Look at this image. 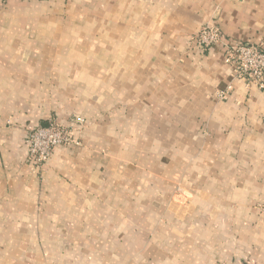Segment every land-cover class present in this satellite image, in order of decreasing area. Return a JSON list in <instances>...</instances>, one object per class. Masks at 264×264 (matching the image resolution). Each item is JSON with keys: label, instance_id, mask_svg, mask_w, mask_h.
I'll return each mask as SVG.
<instances>
[{"label": "crops", "instance_id": "crops-1", "mask_svg": "<svg viewBox=\"0 0 264 264\" xmlns=\"http://www.w3.org/2000/svg\"><path fill=\"white\" fill-rule=\"evenodd\" d=\"M206 23L264 44V0H0V264H264V91Z\"/></svg>", "mask_w": 264, "mask_h": 264}, {"label": "built area", "instance_id": "built-area-1", "mask_svg": "<svg viewBox=\"0 0 264 264\" xmlns=\"http://www.w3.org/2000/svg\"><path fill=\"white\" fill-rule=\"evenodd\" d=\"M194 46L202 53L219 47L223 50V61L230 68L233 81H241L246 87H254L264 91V44L228 43L221 29L206 23L192 37ZM232 86L227 87V91ZM227 92H220L218 97L224 99ZM70 127H64L55 121L45 126L30 130L25 137L27 161L32 172H40L48 163L56 148L60 146L78 145L73 134V126H82L84 120L72 116ZM243 264V263H242Z\"/></svg>", "mask_w": 264, "mask_h": 264}, {"label": "rangeland", "instance_id": "rangeland-1", "mask_svg": "<svg viewBox=\"0 0 264 264\" xmlns=\"http://www.w3.org/2000/svg\"><path fill=\"white\" fill-rule=\"evenodd\" d=\"M181 193V195L182 196H184V197H187L183 192H180ZM255 209L256 210H258L259 212H261V213H264V205H261V204H257L256 206H255ZM245 264V263H244Z\"/></svg>", "mask_w": 264, "mask_h": 264}]
</instances>
